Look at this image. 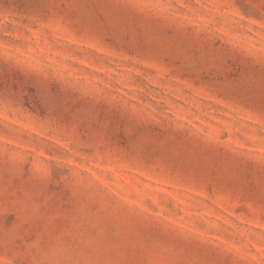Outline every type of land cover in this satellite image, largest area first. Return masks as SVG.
<instances>
[{
	"label": "rangeland",
	"instance_id": "rangeland-1",
	"mask_svg": "<svg viewBox=\"0 0 264 264\" xmlns=\"http://www.w3.org/2000/svg\"><path fill=\"white\" fill-rule=\"evenodd\" d=\"M0 264H264V0H0Z\"/></svg>",
	"mask_w": 264,
	"mask_h": 264
}]
</instances>
